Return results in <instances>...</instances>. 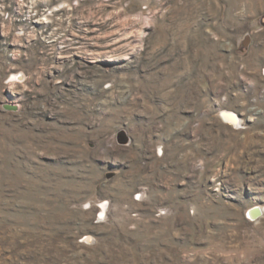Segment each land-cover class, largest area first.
Masks as SVG:
<instances>
[{"label":"rangeland","instance_id":"obj_1","mask_svg":"<svg viewBox=\"0 0 264 264\" xmlns=\"http://www.w3.org/2000/svg\"><path fill=\"white\" fill-rule=\"evenodd\" d=\"M0 264H264V0H0Z\"/></svg>","mask_w":264,"mask_h":264},{"label":"bare ground","instance_id":"obj_2","mask_svg":"<svg viewBox=\"0 0 264 264\" xmlns=\"http://www.w3.org/2000/svg\"><path fill=\"white\" fill-rule=\"evenodd\" d=\"M222 116H224V119L226 122L231 123L233 125H236V123L238 122V119L236 118V116H233L230 113H224ZM262 215V211L260 208H252L250 211V216L252 217V219H257Z\"/></svg>","mask_w":264,"mask_h":264}]
</instances>
